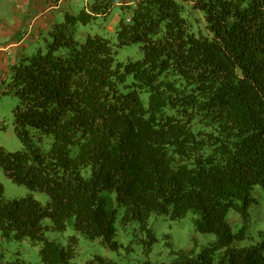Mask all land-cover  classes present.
Instances as JSON below:
<instances>
[{
    "label": "trees",
    "instance_id": "trees-1",
    "mask_svg": "<svg viewBox=\"0 0 264 264\" xmlns=\"http://www.w3.org/2000/svg\"><path fill=\"white\" fill-rule=\"evenodd\" d=\"M114 2L67 13L45 50L12 67L4 93L17 99L24 148H0V168L49 199H8L0 183L2 238L40 244L42 264H76L79 237L49 239L45 218L58 232L72 221L76 233L115 250L121 208L123 226L138 223L150 250L153 214L193 212L196 230L216 238L176 251L173 264H264V231L240 244L251 189L264 190V0H194L205 29L182 0H139L121 6L132 13L116 42L79 33ZM134 44L141 57L119 61L118 49ZM232 211L245 221L239 231ZM87 264L120 263L97 255Z\"/></svg>",
    "mask_w": 264,
    "mask_h": 264
},
{
    "label": "rangeland",
    "instance_id": "rangeland-1",
    "mask_svg": "<svg viewBox=\"0 0 264 264\" xmlns=\"http://www.w3.org/2000/svg\"><path fill=\"white\" fill-rule=\"evenodd\" d=\"M183 1H185L186 9L190 10L193 14L192 20H194L195 25H199L205 29L202 14L192 7L193 3L190 0ZM83 9L85 7L78 11L80 12ZM130 13H132L131 8L123 9L116 5L106 17L96 18L89 24L82 25L79 33L82 36L99 34L116 42L115 30L120 20L127 18ZM187 13L189 14V12ZM195 17L201 21H195ZM117 18H119L118 21H116ZM48 40H51L49 33L39 40L41 48L44 50ZM39 41L35 40L34 44L32 43L31 47L28 48V50L32 49V51H35L30 56L37 53L38 50H35V48ZM140 57V47L137 44L118 49L117 59L119 61L125 62L129 59L135 60ZM4 91L5 88L0 92V148L15 152L24 148L15 131L14 108L17 105V99L12 95L4 93ZM43 143L46 147H50L51 140L46 138ZM0 183L3 185L5 197L8 199L22 198L33 194L35 199L42 204L45 205L48 202L49 198L47 194L32 192L26 186L13 182L2 168H0ZM251 197L253 201L249 206L248 238L241 241V245H249L260 241L262 239L261 232L264 231V190L260 186H254L251 189ZM115 207L119 208L116 202ZM119 209L115 236L118 248L115 250L106 247L100 239L90 240L83 234L76 233L72 221L68 223L65 232L54 230L50 218H45L42 223L48 227L46 236L63 245L68 244L70 236L76 234L79 237L77 254L74 258L76 264H87L89 260L97 255L114 259L120 264H173L176 251H188L192 249L200 251L203 246L210 244L216 238L214 234L202 233L196 230L194 219L198 216L193 212L179 219H172L168 214L157 213L153 214L149 220V227L152 229L155 240L151 244V249L148 250L146 232L142 231L136 222L123 226L121 220L122 209ZM229 221L235 231H239L245 226L241 213L236 211H232L229 214ZM41 247L40 244L34 245L28 240L21 242L8 241L3 239L0 234V264H9L16 262L18 259L24 261L25 264H42L40 256Z\"/></svg>",
    "mask_w": 264,
    "mask_h": 264
},
{
    "label": "crops",
    "instance_id": "crops-1",
    "mask_svg": "<svg viewBox=\"0 0 264 264\" xmlns=\"http://www.w3.org/2000/svg\"><path fill=\"white\" fill-rule=\"evenodd\" d=\"M94 1L0 0V92L10 82L12 67L32 54L34 50L28 48L35 40L39 41L47 35L56 23L64 20L67 13H78L83 7L88 9ZM114 1L115 6L131 7L136 0ZM190 2L194 3V0ZM40 43L35 50L41 47Z\"/></svg>",
    "mask_w": 264,
    "mask_h": 264
},
{
    "label": "built area",
    "instance_id": "built-area-1",
    "mask_svg": "<svg viewBox=\"0 0 264 264\" xmlns=\"http://www.w3.org/2000/svg\"><path fill=\"white\" fill-rule=\"evenodd\" d=\"M137 1H139V0H136L135 3H134V5L136 4ZM134 5H133V6H134ZM130 17H131V16H130V14H129L128 17L126 18V20H127V21H130Z\"/></svg>",
    "mask_w": 264,
    "mask_h": 264
}]
</instances>
